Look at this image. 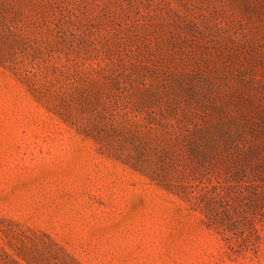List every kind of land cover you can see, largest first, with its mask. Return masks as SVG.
Wrapping results in <instances>:
<instances>
[{
  "label": "rangeland",
  "instance_id": "374dc122",
  "mask_svg": "<svg viewBox=\"0 0 264 264\" xmlns=\"http://www.w3.org/2000/svg\"><path fill=\"white\" fill-rule=\"evenodd\" d=\"M0 264H264V0H0Z\"/></svg>",
  "mask_w": 264,
  "mask_h": 264
}]
</instances>
